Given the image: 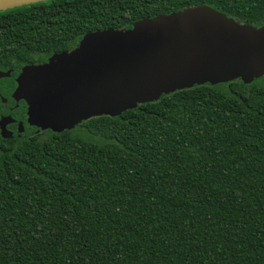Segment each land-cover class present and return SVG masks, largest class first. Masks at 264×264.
I'll return each instance as SVG.
<instances>
[{
	"label": "trees",
	"instance_id": "obj_1",
	"mask_svg": "<svg viewBox=\"0 0 264 264\" xmlns=\"http://www.w3.org/2000/svg\"><path fill=\"white\" fill-rule=\"evenodd\" d=\"M202 5L264 24V0H50L0 12V66ZM0 264H264V77L0 139Z\"/></svg>",
	"mask_w": 264,
	"mask_h": 264
},
{
	"label": "water",
	"instance_id": "obj_2",
	"mask_svg": "<svg viewBox=\"0 0 264 264\" xmlns=\"http://www.w3.org/2000/svg\"><path fill=\"white\" fill-rule=\"evenodd\" d=\"M46 1L0 0V12ZM263 77L264 24L202 5L88 33L74 49L25 66L12 97L26 103L31 125L63 133L177 91Z\"/></svg>",
	"mask_w": 264,
	"mask_h": 264
},
{
	"label": "flooded vegetation",
	"instance_id": "obj_3",
	"mask_svg": "<svg viewBox=\"0 0 264 264\" xmlns=\"http://www.w3.org/2000/svg\"><path fill=\"white\" fill-rule=\"evenodd\" d=\"M50 57L35 65L47 62ZM28 65L33 64L14 67L0 66V74L3 75L0 76V139L36 138L51 131L31 125L28 121L26 103L23 100L17 102L12 97L18 86L17 79L23 68Z\"/></svg>",
	"mask_w": 264,
	"mask_h": 264
}]
</instances>
